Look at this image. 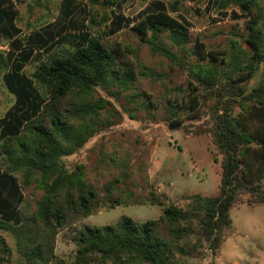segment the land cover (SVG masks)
<instances>
[{"label":"trees","instance_id":"obj_1","mask_svg":"<svg viewBox=\"0 0 264 264\" xmlns=\"http://www.w3.org/2000/svg\"><path fill=\"white\" fill-rule=\"evenodd\" d=\"M72 2L63 3L65 19L76 9ZM107 3L117 6L119 0ZM177 4L151 2L138 21L112 12L108 33L132 29L143 38L149 36L154 54L181 69L188 68L194 81L206 89L221 86L220 91L227 92L231 101L215 118V141L224 156L219 195L191 196L187 212L170 204L158 220L140 223L123 216L114 225L85 226L75 239L79 264H88L94 254L114 263L177 264L176 256L187 254L183 242L193 234L195 219L215 254L224 241L223 232L232 226L231 211L242 196L250 194L254 203L264 204L260 187L264 178V77L261 83L248 87L258 66L264 63V28L258 0H207L208 10L216 8L227 16L231 9V18L250 19L246 42L253 52V62L243 66L234 55L228 70L221 68L214 56H209L213 65L189 66L184 57L164 44L163 35L187 54L188 29L169 16L170 11H177ZM17 18L9 0H0V41H10L8 51L0 52V72L6 89L15 96L14 105L0 119V221L15 236L18 251L28 264H52L55 238L67 225L69 214L78 216L76 220L86 218L98 205V196L87 183L82 167L70 171L65 163V158L82 149L100 130L94 118L108 103L104 99L90 102L88 98L98 88H117L113 94L119 95L132 87L137 76L118 63L114 52L94 37L88 26L82 25L78 33H66L62 27L22 37ZM70 23L78 28L75 21ZM29 63L34 67L31 74L25 70ZM69 98L70 103L65 104ZM235 101L243 104L238 116L230 112V104ZM171 123L180 125L178 120ZM18 174L24 176L25 184L37 176L35 180L44 191L37 215L31 219L21 211L25 197ZM106 189L107 193L112 190L110 186ZM162 198L153 201L165 205L166 196ZM110 201L112 208L123 205L118 199ZM0 251V264H9L5 257L10 250L3 238Z\"/></svg>","mask_w":264,"mask_h":264},{"label":"rangeland","instance_id":"obj_2","mask_svg":"<svg viewBox=\"0 0 264 264\" xmlns=\"http://www.w3.org/2000/svg\"><path fill=\"white\" fill-rule=\"evenodd\" d=\"M154 1L157 0H119L117 6H110L107 0H73L76 9L65 19V0H9L18 13L16 23L22 37L62 27L66 33H78L82 25L88 26L92 35L114 52L118 63L137 76L132 87L119 95L113 94L117 88H98L88 98L90 102L104 99L108 103L94 118L100 130L82 149L65 158V163L70 171L82 167L87 183L98 196V205L86 218L76 220L78 216L69 214L67 225L55 238L52 264H79L75 239L85 226L114 225L123 216L140 223L158 220L170 204L187 212L191 196L219 195L224 156L215 141V118L231 101L227 92L220 91L221 86L212 91L206 89L194 81L188 68L181 69L154 54L148 44L149 36L143 38L132 29L115 35L108 33L112 12L138 21ZM160 1L178 3L177 11H170L169 16L188 29L187 54L174 47L165 35L163 42L184 57L185 64L213 65L209 56H214L220 67L228 70L234 55L243 66L253 62V52L246 42L248 16L235 19L231 18V9L227 16L216 8L208 10L207 0ZM258 4L264 28V0H258ZM71 20L78 28L72 27ZM9 42L6 38L0 41L1 53L8 51ZM25 70L31 74L34 67L29 63ZM263 75L264 63L258 66L248 87L261 83ZM14 103L15 96L6 89L0 72V119ZM69 103L70 98L65 101ZM242 108L240 101L230 104L233 116H238ZM173 120L180 125H172ZM17 176L25 197L21 211L26 219H31L37 215L44 191L35 180L37 176L29 184H25L22 174ZM107 186L112 188L110 193ZM260 187L264 192V178ZM162 195L166 198L161 206L153 200H163ZM116 199L123 205L112 208L110 200ZM255 201L250 194L242 196L231 211L232 226L223 232L224 241L215 254L195 219L193 234L183 242L187 254L176 256L177 264H264V204ZM0 238L10 250L5 257L9 264H28L18 251L15 236L2 227L1 221ZM87 263L124 264L104 260L98 254L91 255Z\"/></svg>","mask_w":264,"mask_h":264}]
</instances>
